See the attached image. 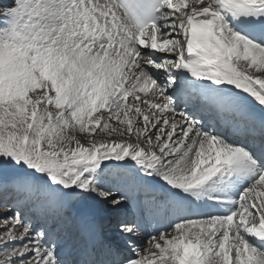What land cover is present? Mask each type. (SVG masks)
<instances>
[{
  "label": "snow or ice",
  "instance_id": "1",
  "mask_svg": "<svg viewBox=\"0 0 264 264\" xmlns=\"http://www.w3.org/2000/svg\"><path fill=\"white\" fill-rule=\"evenodd\" d=\"M5 176L0 264H264V0H0Z\"/></svg>",
  "mask_w": 264,
  "mask_h": 264
},
{
  "label": "bare ground",
  "instance_id": "2",
  "mask_svg": "<svg viewBox=\"0 0 264 264\" xmlns=\"http://www.w3.org/2000/svg\"><path fill=\"white\" fill-rule=\"evenodd\" d=\"M79 138L82 140V142H85V143L87 142L86 139H85V137L83 135H81ZM4 189H9L10 190V192H8V193H9V196H11V197L4 198V199L9 200V201H10V198L16 197L19 194H23L24 196H28V197L33 196V194H31V193H28L26 191H23V190L17 188V186L15 184V181H14L13 184H11L9 182H5V181L0 182V191H3ZM1 193H2V195L5 194L3 192H0V194ZM33 199L35 200L36 198H33ZM139 199L140 200H143L141 197H139ZM134 208L135 207H131L130 210L131 211H134ZM1 209H3V208H1ZM9 214L10 213H4L3 210H0V215H9ZM146 240L147 239L145 237H143V236L141 237V242L142 243L146 242Z\"/></svg>",
  "mask_w": 264,
  "mask_h": 264
},
{
  "label": "rangeland",
  "instance_id": "3",
  "mask_svg": "<svg viewBox=\"0 0 264 264\" xmlns=\"http://www.w3.org/2000/svg\"><path fill=\"white\" fill-rule=\"evenodd\" d=\"M3 181L9 182L11 184L14 183V180H13V178L11 176L0 177V182H3ZM0 192L5 193L3 195H2V193L0 194V204L4 203L5 201H9V200L4 199V198H6V196H4V195H6V191L3 190V191H0ZM1 208H4V205H0V210H3Z\"/></svg>",
  "mask_w": 264,
  "mask_h": 264
}]
</instances>
